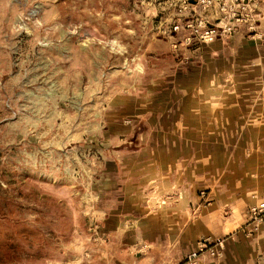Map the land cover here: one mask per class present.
I'll list each match as a JSON object with an SVG mask.
<instances>
[{
	"label": "rangeland",
	"instance_id": "obj_1",
	"mask_svg": "<svg viewBox=\"0 0 264 264\" xmlns=\"http://www.w3.org/2000/svg\"><path fill=\"white\" fill-rule=\"evenodd\" d=\"M152 1L0 0V264L95 262L106 241L97 192L114 164L159 139L140 102L163 93L170 111L191 94L185 74L166 70L195 49L173 48V10ZM140 47L167 64L151 54L145 64ZM160 75L168 89L153 88ZM207 190L197 188L195 209L212 203ZM260 201L232 203L247 220Z\"/></svg>",
	"mask_w": 264,
	"mask_h": 264
},
{
	"label": "crops",
	"instance_id": "obj_2",
	"mask_svg": "<svg viewBox=\"0 0 264 264\" xmlns=\"http://www.w3.org/2000/svg\"><path fill=\"white\" fill-rule=\"evenodd\" d=\"M172 2L152 1L154 9L174 10ZM140 50L145 64L147 54L167 64L156 49ZM186 55L188 65L172 58L166 71L185 74L189 83L181 86L191 94L177 96L170 111L162 109L163 93L140 102L139 118L155 122L159 139L114 164L116 176H106L97 192L106 241L93 264H183L204 236L223 248L219 257L201 254L197 264H264V234L247 238L246 215L232 203L264 200V19L259 35L243 30ZM161 75L154 89H168ZM195 137L201 152L205 146L196 161ZM208 174L213 179L204 181ZM200 185L212 203L195 209Z\"/></svg>",
	"mask_w": 264,
	"mask_h": 264
},
{
	"label": "built area",
	"instance_id": "obj_3",
	"mask_svg": "<svg viewBox=\"0 0 264 264\" xmlns=\"http://www.w3.org/2000/svg\"><path fill=\"white\" fill-rule=\"evenodd\" d=\"M168 37L174 49L198 47L217 40L231 38L245 30L251 36L259 35L264 19V0H173ZM250 238L264 234V201L249 208L248 217L241 227ZM222 240L205 238L196 243L195 249L187 254L183 264H197L205 252L219 257Z\"/></svg>",
	"mask_w": 264,
	"mask_h": 264
}]
</instances>
